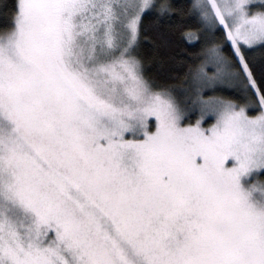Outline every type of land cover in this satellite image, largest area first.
Returning a JSON list of instances; mask_svg holds the SVG:
<instances>
[{
  "label": "snow or ice",
  "instance_id": "snow-or-ice-1",
  "mask_svg": "<svg viewBox=\"0 0 264 264\" xmlns=\"http://www.w3.org/2000/svg\"><path fill=\"white\" fill-rule=\"evenodd\" d=\"M0 264H264V0H0Z\"/></svg>",
  "mask_w": 264,
  "mask_h": 264
}]
</instances>
